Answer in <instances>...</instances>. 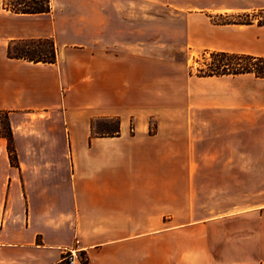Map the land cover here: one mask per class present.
I'll return each mask as SVG.
<instances>
[{
  "label": "crops",
  "instance_id": "obj_1",
  "mask_svg": "<svg viewBox=\"0 0 264 264\" xmlns=\"http://www.w3.org/2000/svg\"><path fill=\"white\" fill-rule=\"evenodd\" d=\"M52 1L19 13L0 0V117L13 147L10 157L0 131V264H60L74 247L84 264H226L184 245L185 226L221 217L197 190L224 189L244 190L245 207L223 216L243 217L245 264H264V78L158 71L135 42L126 51L118 37L62 30ZM207 33L203 50L264 56V24ZM41 38L85 48L56 50L53 63L14 57Z\"/></svg>",
  "mask_w": 264,
  "mask_h": 264
},
{
  "label": "rangeland",
  "instance_id": "obj_2",
  "mask_svg": "<svg viewBox=\"0 0 264 264\" xmlns=\"http://www.w3.org/2000/svg\"><path fill=\"white\" fill-rule=\"evenodd\" d=\"M258 1L260 0H53L52 7L54 15L62 20V30H65L67 24L68 32L72 35L83 38H100L103 35L110 39L118 37L124 42L122 47L126 51L132 48L128 43L135 42V54L141 58H154L158 71L175 72L184 71L185 68L196 74L203 61L201 45L208 40V26L212 23L260 22L264 19V10L254 6ZM18 2L31 6L36 2L41 7L48 4L46 0H8L14 6H18ZM230 7L236 10H230ZM50 9L49 0V11ZM189 16L197 26L193 30L187 29ZM72 38L63 34L60 41ZM54 46L58 52L65 48H85L84 45L73 44ZM96 47L101 48V45ZM30 52V55L38 54L48 59L51 57V46L47 42L35 44ZM143 62L141 59L136 67L144 68ZM3 121L2 116L0 131L5 133L7 128ZM96 125L102 132L111 133L117 127V120L99 119ZM213 191L197 190L198 196L204 197L206 201H220L208 203L205 208L221 217L202 223L204 225L200 223L185 226L184 228H188L184 235V245L190 251H196V245L210 247L213 253H200L206 262L218 258L226 264H245L244 219L238 215L223 216L245 207L244 190H217V197ZM200 211L193 215L198 220L205 215ZM191 254L197 255L194 252Z\"/></svg>",
  "mask_w": 264,
  "mask_h": 264
},
{
  "label": "trees",
  "instance_id": "obj_3",
  "mask_svg": "<svg viewBox=\"0 0 264 264\" xmlns=\"http://www.w3.org/2000/svg\"><path fill=\"white\" fill-rule=\"evenodd\" d=\"M47 6H37L33 2V6L26 5L24 2H18V6L10 5L8 1L4 2V6L11 11L19 13H44L49 11V0ZM264 10V9H263ZM229 23V22H226ZM234 23H250L247 22H234ZM258 24H264V19ZM47 42L51 46V57L45 59L40 55H30V51L34 48L35 44ZM21 46H14V57L28 59L30 61H40L46 63H53L56 60V48L54 42L50 38H41L36 40H26L21 43ZM38 49V48H37ZM38 52V50L36 51ZM202 65L197 70L198 76H219V75H236L241 73H251L255 77L264 78V56H256L244 53H232L227 51H210L203 50L201 52ZM4 125H6L7 132L2 134L8 140V150L13 154L12 137L7 120L4 118ZM84 264L85 261H82Z\"/></svg>",
  "mask_w": 264,
  "mask_h": 264
},
{
  "label": "built area",
  "instance_id": "obj_4",
  "mask_svg": "<svg viewBox=\"0 0 264 264\" xmlns=\"http://www.w3.org/2000/svg\"><path fill=\"white\" fill-rule=\"evenodd\" d=\"M82 261L77 255L76 247H74L64 250L60 264H83Z\"/></svg>",
  "mask_w": 264,
  "mask_h": 264
}]
</instances>
